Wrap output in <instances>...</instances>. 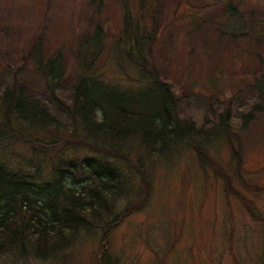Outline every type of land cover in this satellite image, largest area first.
<instances>
[{
  "label": "rangeland",
  "instance_id": "rangeland-1",
  "mask_svg": "<svg viewBox=\"0 0 264 264\" xmlns=\"http://www.w3.org/2000/svg\"><path fill=\"white\" fill-rule=\"evenodd\" d=\"M125 1L103 0L100 15L94 17L87 0H0V93L12 77L16 59L10 55L15 48L39 38L50 51L60 49L67 62L58 97L46 92L41 78L28 67L21 68L17 77L61 120L63 130L70 131L72 119L65 105L72 103L77 74L72 48L92 29L93 21L104 33V53L94 72L106 81L135 85L137 69L126 60L120 64L111 53L122 27L120 2ZM139 2L144 18L155 12L157 35L148 67L173 93L179 120L192 121L208 132L217 115L229 108L230 130L239 132L241 114L258 100L249 83L264 68V43H257L264 37V0H127L126 4L134 11ZM50 132L43 135L61 144L60 134ZM18 139L4 150L0 147L2 153L14 158L24 152L25 139ZM174 144L169 154L148 155L137 138L129 139L126 155L117 154L112 160L133 192L114 201V212L103 223L80 231L55 256H23L16 251L1 256L0 264H100V259L107 264H264V225L250 217L235 195L238 179L226 188L221 175L230 154L224 138L199 134ZM241 144L243 166L256 180H264V113L250 122ZM70 146L66 148L79 156L89 151ZM255 200L260 206L261 201Z\"/></svg>",
  "mask_w": 264,
  "mask_h": 264
},
{
  "label": "trees",
  "instance_id": "trees-1",
  "mask_svg": "<svg viewBox=\"0 0 264 264\" xmlns=\"http://www.w3.org/2000/svg\"><path fill=\"white\" fill-rule=\"evenodd\" d=\"M87 3L98 17L103 0ZM126 3L120 2L122 27L111 53L120 64L126 60L137 69L135 85L106 81L94 72L104 53V33L102 25L93 21L92 29L72 48L77 74L72 103L65 105L72 119L70 131L63 130L61 120L17 77L21 68L28 67L41 78L46 92L58 97L56 89L65 79L67 62L61 50L50 51L41 39L29 38L24 48H15L10 55L16 65L0 93V147L4 150L20 137L25 141L24 152L14 158L0 150V257L16 251L23 256H55L68 248L80 231L103 223L114 212V201L133 192L114 163L117 154L126 155L132 138L139 140L148 155L169 154L174 143L186 136L224 138L230 150L221 172L226 188L232 179H238L240 189L235 195L250 217L264 225V180H256L241 161V137L257 114L264 113V68L250 80L258 100L241 114L240 131L231 132L227 108L217 115L208 132H202L192 121L179 120L173 93L148 67L157 35L155 12L146 19L140 12L141 2L134 11ZM257 43H264V37ZM49 131L52 136L59 133L62 143L47 139L43 134ZM69 144L89 151L79 156L66 148ZM255 198L261 201L260 206ZM99 261L107 264L105 259Z\"/></svg>",
  "mask_w": 264,
  "mask_h": 264
}]
</instances>
